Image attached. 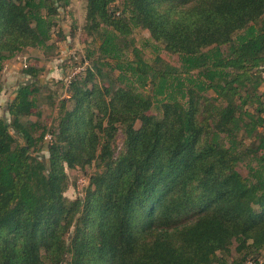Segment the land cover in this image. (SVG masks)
Returning <instances> with one entry per match:
<instances>
[{"label":"trees","instance_id":"16d2710c","mask_svg":"<svg viewBox=\"0 0 264 264\" xmlns=\"http://www.w3.org/2000/svg\"><path fill=\"white\" fill-rule=\"evenodd\" d=\"M60 2L0 0V74L26 47L54 46ZM113 2L87 0L97 57L75 68L86 65L85 75L69 79L54 129L40 120L34 66L8 106L11 121L0 116V264H257L264 0H124L119 11ZM137 28L150 33L152 61ZM22 112L38 120L24 123ZM48 134L47 165L32 150ZM94 161L86 196L69 199L66 165Z\"/></svg>","mask_w":264,"mask_h":264},{"label":"rangeland","instance_id":"374dc122","mask_svg":"<svg viewBox=\"0 0 264 264\" xmlns=\"http://www.w3.org/2000/svg\"><path fill=\"white\" fill-rule=\"evenodd\" d=\"M123 1L114 0L111 9L121 10ZM68 2L67 5H64L65 0H61L60 2L63 6L59 10L60 15L57 26L53 29L51 42L54 44L53 47L47 49L26 47L15 58L5 62L3 72L0 74V86L2 89L0 92V116L6 118L8 121H11L12 117L8 106L15 97L19 86L31 80V77L25 71L28 67L34 66L36 70L38 69L41 84L38 93L39 106L42 113L40 120L53 130L63 112L61 106L71 94L68 86L70 75L76 70L77 65L88 61L86 65L89 67L97 57L96 54L94 55L92 53L97 48V43L84 30L87 16V0H68ZM132 37L138 46L144 48L145 58L152 61L155 56L153 48L146 46L145 42L150 37L149 31L147 29L137 28L134 30ZM166 58L177 64L176 56L170 57L166 55ZM89 60L92 62H89ZM85 71H83V75H85ZM105 71L108 73V68ZM261 76L263 80L258 93L263 95L260 101L264 103V68L261 69ZM98 81L103 87L109 86L108 80L104 81L100 78ZM212 93L210 92V95H213ZM256 105L253 103L247 107L251 113L258 116L259 113ZM66 106L70 109L72 107V101L67 102ZM153 113V111L149 112L150 115H154ZM112 115L116 117L114 112ZM20 119L24 123H27L38 120V117L36 114L30 115L29 113L22 112L20 113ZM137 125H140L139 121ZM260 131H264L263 128H260ZM51 139V136L48 137L39 150H32L33 153L40 155L47 165L49 164V144ZM124 139L125 135L120 131L114 142L116 154L122 151ZM245 141L249 143L251 142V138L245 137ZM21 142L23 141L21 140ZM97 167V161H94L92 164H87L84 167H70L66 165L69 185L65 191V196L71 200L86 196L91 177L97 170ZM238 169L243 174H246L247 168L245 162H241ZM236 245L237 243L233 244L232 252L230 255H227L230 260L238 256ZM258 261L257 264L264 261V250L260 252ZM249 263L252 264L251 261ZM217 264H221V262Z\"/></svg>","mask_w":264,"mask_h":264},{"label":"built area","instance_id":"2783aa9c","mask_svg":"<svg viewBox=\"0 0 264 264\" xmlns=\"http://www.w3.org/2000/svg\"><path fill=\"white\" fill-rule=\"evenodd\" d=\"M84 70H85V67H79V68H77L74 72H72V74L70 75L69 79H71L76 74H79V73L83 72ZM48 137H50V136H48Z\"/></svg>","mask_w":264,"mask_h":264}]
</instances>
